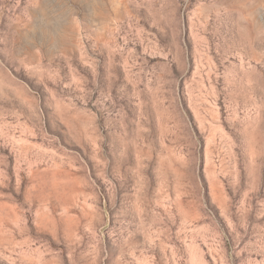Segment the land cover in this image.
I'll use <instances>...</instances> for the list:
<instances>
[{"label":"rangeland","instance_id":"obj_1","mask_svg":"<svg viewBox=\"0 0 264 264\" xmlns=\"http://www.w3.org/2000/svg\"><path fill=\"white\" fill-rule=\"evenodd\" d=\"M0 264H264V0H0Z\"/></svg>","mask_w":264,"mask_h":264}]
</instances>
